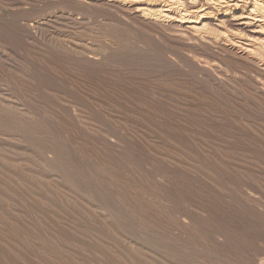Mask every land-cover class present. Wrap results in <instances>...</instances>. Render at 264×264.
Instances as JSON below:
<instances>
[{
	"label": "rangeland",
	"instance_id": "rangeland-1",
	"mask_svg": "<svg viewBox=\"0 0 264 264\" xmlns=\"http://www.w3.org/2000/svg\"><path fill=\"white\" fill-rule=\"evenodd\" d=\"M133 1L0 0V264H264V61Z\"/></svg>",
	"mask_w": 264,
	"mask_h": 264
},
{
	"label": "bare ground",
	"instance_id": "bare-ground-1",
	"mask_svg": "<svg viewBox=\"0 0 264 264\" xmlns=\"http://www.w3.org/2000/svg\"><path fill=\"white\" fill-rule=\"evenodd\" d=\"M111 1L118 3L119 0ZM260 1L137 0L133 1L130 10L135 14L146 18L159 15L161 18L170 21L175 20L177 17H181L183 20L187 19L192 27H195L194 29L198 33L203 32L206 28L220 25L225 31L232 30L231 32H234L226 35H228L227 39L230 41L232 49L236 50L239 56L250 57L253 61H264V11L259 12V7L262 6ZM167 2L170 3V6H168L169 8L165 6ZM171 5H174L175 8H172ZM246 13L248 14V17L244 19L240 18ZM237 20H239V22ZM233 21H237L239 24H236ZM242 34L245 35L246 39L244 40L246 41V44L240 45L238 43V45L235 46L236 42L234 40L242 39ZM256 40L263 44H256Z\"/></svg>",
	"mask_w": 264,
	"mask_h": 264
}]
</instances>
